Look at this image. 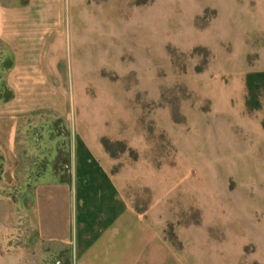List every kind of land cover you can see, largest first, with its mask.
<instances>
[{"label": "rangeland", "instance_id": "obj_1", "mask_svg": "<svg viewBox=\"0 0 264 264\" xmlns=\"http://www.w3.org/2000/svg\"><path fill=\"white\" fill-rule=\"evenodd\" d=\"M213 1L67 0L55 40L67 84L56 93L70 97V108L46 128L54 151L38 185L54 183L53 170L72 177L75 226L82 197L86 222L96 225L98 212L114 205L98 194L118 188L131 206L160 211L178 247L176 228L187 241L194 225L215 235L218 225L230 224L234 256L245 245L243 263L264 264V146L232 117L233 140L223 152L229 159L211 150L217 118L210 95L237 57L229 52L233 30L214 20ZM248 78L264 81V70ZM257 90L242 112L264 115V87Z\"/></svg>", "mask_w": 264, "mask_h": 264}, {"label": "crops", "instance_id": "obj_2", "mask_svg": "<svg viewBox=\"0 0 264 264\" xmlns=\"http://www.w3.org/2000/svg\"><path fill=\"white\" fill-rule=\"evenodd\" d=\"M209 8L217 12L214 20L233 30L229 52L237 56L232 72L215 78L210 95L217 118L211 150L228 160L223 152L233 140L232 117L264 146V115L242 112L248 95L264 87L263 80L248 78L264 70V0H214ZM66 9L67 0H0V264H244L245 245L234 256L230 224L218 225L215 235L194 225L187 241L185 229L176 228L178 247L166 236L168 220L160 211L131 206L118 188L112 196L98 194L114 205L98 212L96 225L86 222L84 197L82 222L74 225L72 177L56 174L26 204L17 198L34 161L51 150L37 145L36 130L54 125L70 108V97L56 93L67 84L65 57L55 49ZM233 16L239 18L236 30L230 28ZM249 56H256L254 65Z\"/></svg>", "mask_w": 264, "mask_h": 264}, {"label": "trees", "instance_id": "obj_3", "mask_svg": "<svg viewBox=\"0 0 264 264\" xmlns=\"http://www.w3.org/2000/svg\"><path fill=\"white\" fill-rule=\"evenodd\" d=\"M36 132H37V134L35 135V141L37 142V145H39V147H42L43 145L47 144L49 146V148H51V146L48 144V142L46 141V139L44 137L46 129L41 127L40 129L36 130ZM43 152L45 153V151H43ZM43 152H42V154H43ZM52 152H53L52 150H49V152L44 154L45 157H39L34 161L32 167L30 168L28 181L26 183H22L19 186V189H16V193L18 195L17 198L22 200V202L24 204H26L29 200H31L32 196L34 195V191H35L36 187L38 186L39 180L46 175L48 166L50 164L49 158H50V156H52L51 155ZM40 160L48 161V163L43 162L42 164H40V163H38V161H40ZM43 164L46 165V168H42ZM53 174H55V175L57 174L55 172V170H53Z\"/></svg>", "mask_w": 264, "mask_h": 264}]
</instances>
